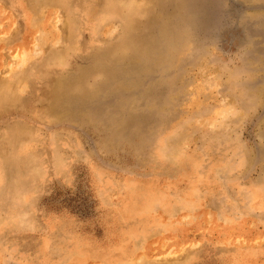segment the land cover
<instances>
[{
    "label": "rangeland",
    "instance_id": "374dc122",
    "mask_svg": "<svg viewBox=\"0 0 264 264\" xmlns=\"http://www.w3.org/2000/svg\"><path fill=\"white\" fill-rule=\"evenodd\" d=\"M0 264H264V0H0Z\"/></svg>",
    "mask_w": 264,
    "mask_h": 264
}]
</instances>
